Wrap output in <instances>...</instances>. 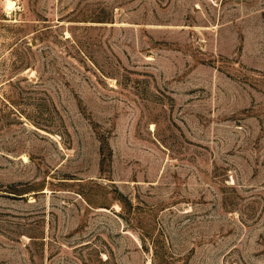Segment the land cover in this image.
<instances>
[{
	"label": "rangeland",
	"instance_id": "1",
	"mask_svg": "<svg viewBox=\"0 0 264 264\" xmlns=\"http://www.w3.org/2000/svg\"><path fill=\"white\" fill-rule=\"evenodd\" d=\"M0 264H264V0H0Z\"/></svg>",
	"mask_w": 264,
	"mask_h": 264
}]
</instances>
